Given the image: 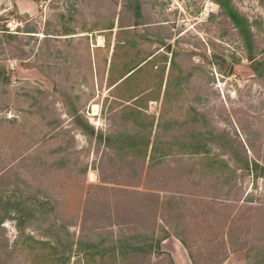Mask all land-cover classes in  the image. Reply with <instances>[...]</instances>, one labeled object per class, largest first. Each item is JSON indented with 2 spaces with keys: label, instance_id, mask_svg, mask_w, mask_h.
<instances>
[{
  "label": "rangeland",
  "instance_id": "obj_1",
  "mask_svg": "<svg viewBox=\"0 0 264 264\" xmlns=\"http://www.w3.org/2000/svg\"><path fill=\"white\" fill-rule=\"evenodd\" d=\"M228 3L245 34L215 0H0V264H264V0Z\"/></svg>",
  "mask_w": 264,
  "mask_h": 264
},
{
  "label": "trees",
  "instance_id": "obj_2",
  "mask_svg": "<svg viewBox=\"0 0 264 264\" xmlns=\"http://www.w3.org/2000/svg\"><path fill=\"white\" fill-rule=\"evenodd\" d=\"M217 3H218V5L224 10V12H226V14L227 15H229L232 19H233V21L238 25V28L240 29V32L242 33V34H245V31H246V29L244 28V26H242L241 25V21L242 20H244V15L242 14V13H240L237 9H235V8H233L232 6H230L229 5V3H228V0H215ZM7 77V76H6ZM5 77V78H6ZM219 162H220V164H219V166H222V163H223V168L222 169H224V171L223 172H226L225 170L227 169V168H230L229 166H228V164H226L225 162H224V160H218ZM247 165H249V163L247 162ZM254 165L257 167L258 166V164L256 163V162H254ZM177 238H179L180 240H181V242L184 244V246L186 247V249L188 250V253H189V255L191 256V258L193 259V255H192V252H191V250L189 249V246L187 245V243H186V241H185V239L183 238V237H181L180 235H175ZM162 239H160L159 241L157 240V242H158V244H157V246H159V243H160V241H161ZM148 248L149 249H152V244H148ZM134 248H138V247H134ZM249 248V247H248ZM255 249L256 250H258V247L257 246H255ZM247 251H249V250H247ZM113 253H115V251H113ZM89 254H94L93 253V251H89ZM103 254V253H102ZM257 254L258 253H255V255H249V253L247 254V258H249V259H251L252 258V260H253V263L254 264H256L255 263V260L257 261L258 259H257ZM90 255V256H91ZM195 261V260H194ZM247 264H249V262L247 263Z\"/></svg>",
  "mask_w": 264,
  "mask_h": 264
},
{
  "label": "crops",
  "instance_id": "obj_3",
  "mask_svg": "<svg viewBox=\"0 0 264 264\" xmlns=\"http://www.w3.org/2000/svg\"><path fill=\"white\" fill-rule=\"evenodd\" d=\"M174 238L170 240V244L168 246L163 247L165 248L172 258L174 264H193L190 260L189 254L186 253V249L182 242L174 235L166 236L162 240L161 244L164 243L167 239ZM163 246V244H162Z\"/></svg>",
  "mask_w": 264,
  "mask_h": 264
}]
</instances>
